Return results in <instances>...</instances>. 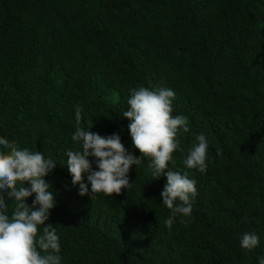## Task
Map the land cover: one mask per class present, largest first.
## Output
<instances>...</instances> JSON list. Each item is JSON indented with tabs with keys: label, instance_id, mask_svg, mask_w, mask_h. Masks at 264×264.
Returning a JSON list of instances; mask_svg holds the SVG:
<instances>
[{
	"label": "trees",
	"instance_id": "trees-1",
	"mask_svg": "<svg viewBox=\"0 0 264 264\" xmlns=\"http://www.w3.org/2000/svg\"><path fill=\"white\" fill-rule=\"evenodd\" d=\"M155 85L174 90L173 115L188 120L169 167L195 179L198 193L191 217L177 216L171 230L166 176L152 179L146 158L132 165L129 190L94 200L79 195L64 165L76 147V105L86 129L118 134L140 158L122 113L130 89ZM201 133L205 173L183 162ZM0 137L57 160L44 179L61 264H259L264 0H0ZM244 233L260 237L250 252Z\"/></svg>",
	"mask_w": 264,
	"mask_h": 264
},
{
	"label": "clouds",
	"instance_id": "clouds-1",
	"mask_svg": "<svg viewBox=\"0 0 264 264\" xmlns=\"http://www.w3.org/2000/svg\"><path fill=\"white\" fill-rule=\"evenodd\" d=\"M129 91L128 108L122 116L130 121L128 131L140 158L128 152L118 134L103 137L88 130L92 124L86 129L83 109L76 105V127L71 136L76 147L67 150L64 165L72 186H79V195H89L94 200L98 194L112 197L120 195L122 189L129 190L132 165L138 167L146 158L152 179L166 176L161 197L171 213L164 221L171 230L177 216L191 217L192 203L198 194L195 179L169 167L175 166V152L183 151L179 136L189 132L188 120L173 115L176 94L171 88L139 86ZM0 146V264H61L60 238L56 228L48 223L56 200L44 179L56 168L57 160L4 137H0ZM208 149L207 137L203 133L196 135L184 165L205 173ZM90 157L94 158L96 170ZM33 195L29 205L26 201ZM180 223L187 224V220L181 219ZM259 244L256 233H244L240 241L241 248L248 252ZM259 264H264V258Z\"/></svg>",
	"mask_w": 264,
	"mask_h": 264
}]
</instances>
